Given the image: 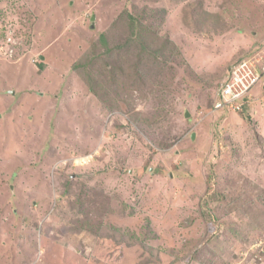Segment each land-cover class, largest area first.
Instances as JSON below:
<instances>
[{
  "label": "rangeland",
  "instance_id": "374dc122",
  "mask_svg": "<svg viewBox=\"0 0 264 264\" xmlns=\"http://www.w3.org/2000/svg\"><path fill=\"white\" fill-rule=\"evenodd\" d=\"M254 54L264 0H0V264H264Z\"/></svg>",
  "mask_w": 264,
  "mask_h": 264
},
{
  "label": "built area",
  "instance_id": "2783aa9c",
  "mask_svg": "<svg viewBox=\"0 0 264 264\" xmlns=\"http://www.w3.org/2000/svg\"><path fill=\"white\" fill-rule=\"evenodd\" d=\"M259 60L258 57L242 59L229 68L217 91L218 108L243 109L245 96L260 80L264 71L258 65Z\"/></svg>",
  "mask_w": 264,
  "mask_h": 264
},
{
  "label": "clouds",
  "instance_id": "9594fccd",
  "mask_svg": "<svg viewBox=\"0 0 264 264\" xmlns=\"http://www.w3.org/2000/svg\"><path fill=\"white\" fill-rule=\"evenodd\" d=\"M251 57H256V58L258 57V58H260V60H259V62H258V65H259V63L261 62L262 65H259V67H260L261 69L264 68V56H261V55H259V54H254V55H251V56L243 57L242 59H247V58H251ZM242 59H240V60H242ZM240 60H239V61H240ZM237 62H238V61H237ZM228 71H229V70H228ZM228 71H227V73H228ZM263 75H264V71H263V74H262L260 80L263 78ZM226 76H227V74H226ZM226 76H225V77H226ZM225 77H224V79H225ZM224 79H223V80H224ZM260 80H259V81H260ZM259 81H258V82H259ZM258 82H257V83H258ZM257 83H256V84H257ZM250 90H251V89H250ZM250 90H249V91H250ZM248 93H249V92H248ZM248 93H247V94H248ZM246 101H247V95L245 96V102H244V105H245ZM243 107H244V106H243ZM233 110H234V109H233ZM242 110H243V109H242ZM236 111H237V110H236ZM238 111H240V110H238Z\"/></svg>",
  "mask_w": 264,
  "mask_h": 264
},
{
  "label": "trees",
  "instance_id": "16d2710c",
  "mask_svg": "<svg viewBox=\"0 0 264 264\" xmlns=\"http://www.w3.org/2000/svg\"><path fill=\"white\" fill-rule=\"evenodd\" d=\"M131 18L132 19H135L133 16H131ZM135 22H136V20H135ZM81 63H78V65H80ZM90 89H91V91H93L94 93H96V94H98V91H96V89H95V87H93V86H90ZM227 109H230V108H227ZM245 116V118L249 121V115L248 114H245L244 115ZM251 119V118H250Z\"/></svg>",
  "mask_w": 264,
  "mask_h": 264
}]
</instances>
